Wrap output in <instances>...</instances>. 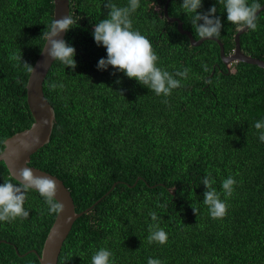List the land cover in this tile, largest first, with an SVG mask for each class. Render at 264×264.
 <instances>
[{
  "label": "trees",
  "instance_id": "obj_1",
  "mask_svg": "<svg viewBox=\"0 0 264 264\" xmlns=\"http://www.w3.org/2000/svg\"><path fill=\"white\" fill-rule=\"evenodd\" d=\"M166 1L139 0L131 19L133 29L151 41L158 67L170 73L190 69L187 79L176 77L181 87L168 97L111 66L98 70L106 50L92 31L106 18L105 0H69L77 23L64 40L75 48L77 66L53 61L48 70L43 93L55 123L49 142L29 163L64 183L77 213L91 208L74 222L58 264H91L100 247L113 253L114 264H147L149 257L163 264H264V143L254 128L264 120V69L242 62L225 66L212 40L192 46L165 18ZM112 2L124 7L128 0ZM181 3L170 0L168 15L198 40L194 14H186ZM213 5L223 24L215 38L229 55L240 28L227 22L218 0H202L198 12ZM53 14V0H0V154L7 138L33 122L25 88L30 72L9 56L21 51L22 61L33 66ZM240 47L264 61V10L257 29L240 36ZM52 82L63 88L49 90ZM209 172L222 200L221 182L236 180L220 219L211 218L202 202ZM4 181L18 183L0 162ZM24 207L27 219L0 222V264H39L31 251L41 253L57 214H48L34 190ZM153 223L166 231V244L148 242Z\"/></svg>",
  "mask_w": 264,
  "mask_h": 264
},
{
  "label": "clouds",
  "instance_id": "obj_2",
  "mask_svg": "<svg viewBox=\"0 0 264 264\" xmlns=\"http://www.w3.org/2000/svg\"><path fill=\"white\" fill-rule=\"evenodd\" d=\"M218 2L224 6L228 23L240 29L246 28L251 31L257 29V13L261 5L255 0L251 4L248 0H218ZM103 7L107 10L106 18L94 24L92 31L94 42L106 50V58L102 57L98 60L97 69L103 71L111 66L117 72L124 73L127 78L135 79L157 96L168 97L174 89L181 87V79L188 78L190 69L183 68L170 73L158 67L159 57L154 52L151 41L140 31L133 29L131 16L140 7L139 0H128L127 6L124 7L117 6L112 0H105ZM181 7L186 14H194L191 23L201 39L220 36L223 24L221 18L216 15L215 5L205 12H198V9L202 7V0H182ZM75 23L77 21L68 14L59 19H53L43 33L46 43L42 50L45 54L46 49L47 57L51 61H59L65 68L69 67L73 70L77 66L74 60L75 48L59 37L61 33H67ZM9 59L17 61V66L22 64L29 72L33 70L32 65L22 61L21 51L12 53ZM203 68L206 72L210 71L207 65H203ZM48 87L49 90L54 91L57 87L63 88V85L52 82ZM162 102L167 104L166 99ZM254 128L259 133L260 142L264 143V120L255 122ZM16 177L18 183L4 181L0 184V222H12L17 218L27 219L29 217V210L24 207L29 190H35L44 199L48 214L59 215L64 211V204L56 199L58 185L52 177L37 175L26 166L16 172ZM214 183L212 174L209 172L202 180L205 188L202 202L207 206L211 218L220 219L227 214V199L233 194L236 180L229 176L221 182L224 200L213 187ZM192 209L194 213H197L198 209L193 207ZM150 216L153 221L158 220L155 212L150 213ZM148 230L147 240L150 244L153 242L160 245L167 243V233L159 227L158 223L149 225ZM112 257L113 253L108 248L100 247L93 252L91 264H114ZM147 264H163V261L149 257Z\"/></svg>",
  "mask_w": 264,
  "mask_h": 264
},
{
  "label": "water",
  "instance_id": "obj_3",
  "mask_svg": "<svg viewBox=\"0 0 264 264\" xmlns=\"http://www.w3.org/2000/svg\"><path fill=\"white\" fill-rule=\"evenodd\" d=\"M169 2L170 0H167L164 6L165 18L168 20V22L177 24L178 32L187 36L192 46L196 47L201 45L205 40H212L218 44L220 49V57L225 66L242 62L264 69L263 60L245 55L241 50L240 36L248 29L245 28L238 30L234 37V49L231 54L226 55L222 43L217 38H200L195 40L189 31L183 29L182 22L178 18L170 17L168 15ZM69 5V0H53V19H59L61 16L66 14L70 15ZM262 10H264V4L261 5V9L257 15ZM65 34L66 33H61L59 38L64 39ZM42 50L38 56V59L33 65V70L28 76L25 87L26 101L33 118V122L29 128L15 133L4 141V149L0 154V162L4 163L10 177L14 180L17 179L16 172L20 168L26 166L31 168L37 175H46L52 177L57 182L58 191L56 199L64 204V211L61 214L56 215L44 240L41 253L38 254L34 250L31 252L36 254L39 264H58L62 246L69 235L74 222L91 208L77 213L75 211L74 202L70 191L64 185V183L56 176L29 165L31 156L49 142L53 125L55 123L53 108L43 93V83L53 61L47 57L46 49L45 54H43Z\"/></svg>",
  "mask_w": 264,
  "mask_h": 264
}]
</instances>
